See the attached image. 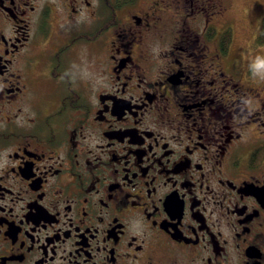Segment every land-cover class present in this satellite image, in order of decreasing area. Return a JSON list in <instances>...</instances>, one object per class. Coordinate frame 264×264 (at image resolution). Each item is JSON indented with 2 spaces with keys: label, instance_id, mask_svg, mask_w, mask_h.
Returning <instances> with one entry per match:
<instances>
[{
  "label": "flooded vegetation",
  "instance_id": "af4514ba",
  "mask_svg": "<svg viewBox=\"0 0 264 264\" xmlns=\"http://www.w3.org/2000/svg\"><path fill=\"white\" fill-rule=\"evenodd\" d=\"M229 1L0 0V264H264Z\"/></svg>",
  "mask_w": 264,
  "mask_h": 264
},
{
  "label": "rangeland",
  "instance_id": "374dc122",
  "mask_svg": "<svg viewBox=\"0 0 264 264\" xmlns=\"http://www.w3.org/2000/svg\"><path fill=\"white\" fill-rule=\"evenodd\" d=\"M204 6L207 7L206 4ZM202 10L198 11L202 12ZM226 16L234 28L232 51H236L240 60L243 63H250L257 57H264V45L256 43L257 31L261 18L264 16V0H230ZM47 42L53 44L57 42V39L52 36ZM92 55H94L92 49L76 44L67 58L71 59L76 67L82 68L83 74L90 75L95 72V57ZM262 76H264V67H256V78L264 85Z\"/></svg>",
  "mask_w": 264,
  "mask_h": 264
},
{
  "label": "trees",
  "instance_id": "16d2710c",
  "mask_svg": "<svg viewBox=\"0 0 264 264\" xmlns=\"http://www.w3.org/2000/svg\"><path fill=\"white\" fill-rule=\"evenodd\" d=\"M224 37H226V32L223 35ZM256 43L259 45H264V16L261 18V22L257 31V35H256Z\"/></svg>",
  "mask_w": 264,
  "mask_h": 264
},
{
  "label": "clouds",
  "instance_id": "9594fccd",
  "mask_svg": "<svg viewBox=\"0 0 264 264\" xmlns=\"http://www.w3.org/2000/svg\"><path fill=\"white\" fill-rule=\"evenodd\" d=\"M251 68L256 67H264V57H257L253 61L250 62ZM261 79H264V76L261 77Z\"/></svg>",
  "mask_w": 264,
  "mask_h": 264
}]
</instances>
